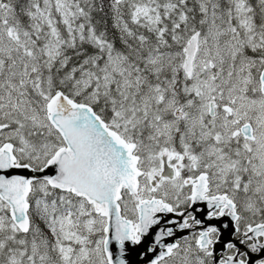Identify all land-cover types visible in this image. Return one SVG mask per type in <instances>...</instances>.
<instances>
[{
  "label": "snow or ice",
  "instance_id": "1",
  "mask_svg": "<svg viewBox=\"0 0 264 264\" xmlns=\"http://www.w3.org/2000/svg\"><path fill=\"white\" fill-rule=\"evenodd\" d=\"M0 264H264V0H0Z\"/></svg>",
  "mask_w": 264,
  "mask_h": 264
},
{
  "label": "water",
  "instance_id": "2",
  "mask_svg": "<svg viewBox=\"0 0 264 264\" xmlns=\"http://www.w3.org/2000/svg\"><path fill=\"white\" fill-rule=\"evenodd\" d=\"M182 234H184V233H178V236H179V235H182ZM133 258H135V257H133Z\"/></svg>",
  "mask_w": 264,
  "mask_h": 264
}]
</instances>
